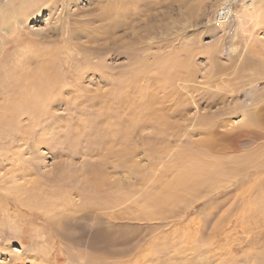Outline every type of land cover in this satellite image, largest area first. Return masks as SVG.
<instances>
[{
    "label": "rangeland",
    "instance_id": "obj_1",
    "mask_svg": "<svg viewBox=\"0 0 264 264\" xmlns=\"http://www.w3.org/2000/svg\"><path fill=\"white\" fill-rule=\"evenodd\" d=\"M51 1L0 21L8 88L22 93L9 77L15 58L31 73L45 50L71 57L59 55L63 71L51 65L68 77L67 93L32 115L36 125L14 120L23 143L0 115V264H264V194L248 191L264 163L224 172L211 194L175 188L209 162L238 171L222 149L250 104H264V0H114L126 7L109 18L113 0ZM263 156L261 147L252 159Z\"/></svg>",
    "mask_w": 264,
    "mask_h": 264
},
{
    "label": "bare ground",
    "instance_id": "obj_2",
    "mask_svg": "<svg viewBox=\"0 0 264 264\" xmlns=\"http://www.w3.org/2000/svg\"><path fill=\"white\" fill-rule=\"evenodd\" d=\"M50 1L51 0H24L19 6L15 5L16 6L15 7V6H13L15 4V0H10L8 5H7L8 7L3 6L0 9V21L3 23L6 21L8 22V20H14L15 23H18L17 18L24 17L27 19L30 12L34 13L38 9V7H37V9L35 8L36 9L35 11L34 10L32 11V8L38 6V4L41 6L42 4H40V3H45V2L47 3ZM229 1H228V4H229ZM68 2L69 1H67V3ZM124 2L123 3L118 2V3L113 5V3H115V1L113 0V1H111V4L108 3L109 6L106 5L107 7H105L106 16L107 17L108 16H116L117 17V15H119V14L122 15V13L124 12V9L126 7L124 5ZM126 4H127V2H126ZM228 4L224 8H222V10L220 11V14H219V16H220L219 21L220 22L217 21V24H219V25L223 24L226 21V19L228 18V16L231 14ZM45 5L47 6L48 4H45ZM104 6H105V4H104ZM6 8H7V10H5ZM108 14H111V15H108ZM247 16L250 18L253 17L252 15H247ZM111 25H110V29H111ZM134 26H135V24H134ZM67 51H68V48L64 49L63 47L60 48L58 46L56 48L50 49L48 51L45 50L42 54L38 55V57L40 56L44 59L43 60L41 59L42 60L41 63H37L38 66H37L35 72H31V73H28L29 65H26L25 63L20 62L19 58H15L17 60L16 62L20 63V65H19L20 69H19V72H17V70L13 71V73L9 77L11 79V82L13 80L12 79L13 76H15L16 78H19L20 89H22L21 90L22 93H20V91L16 92L11 87L8 88L5 85V80L0 83V96L5 95L2 98L6 99V101H4L3 103H0V115L2 117H10V119L5 121V122H4L5 119L2 118L1 120H3V122H2L3 124L1 123V125L8 127V130H9L8 133L9 134H7V136L9 138L12 139L13 135H15L16 137H19V138L21 137L20 140L22 142L24 139L23 136H25L23 134H27V133L24 132V133H21L22 136L20 135L19 127L22 125L21 119L24 117V119L25 118L26 119L25 120L23 119V120L29 121L28 122L29 125L30 124L32 126L36 125V119L38 120L41 117V115H40L41 111H43V112L46 111V109H43V108L45 107V105H47L49 102H51V100L53 101L52 97L60 98V97H63V94H61L62 92L65 91L67 93V90H65L64 88L66 87V89H68L67 88L68 77L64 74V72L62 73L63 75L59 76V74L57 73L58 72L57 70H56L57 72H55V70H54V74L51 73L52 67L54 68V66H53L54 63H56L58 68H60V70L63 71L61 69V67L64 66V64L68 61V58H71ZM60 54L65 56L67 59V61L64 64L61 62V57L58 58ZM57 58L59 61L56 60ZM51 65H52V67H51ZM163 67H164V65H163ZM55 69H56V67H55ZM157 72L159 73L158 70H157ZM179 74H180V72H179ZM182 74H183V72H182ZM176 76H177V74H176ZM133 79H134V77H133ZM257 81L258 80L256 79V80H253L252 82L254 83ZM53 91H55V93H53ZM9 92H11V93H9ZM57 94H59L60 96L59 95L57 96ZM212 97H213V95H212ZM170 102H171V100H170ZM256 104H258V103L256 102V103L250 104V109L247 111V124L244 125L243 128L239 132H237L236 134H233L232 137L229 136V137H231L230 138L231 140H229V141H232V143L230 142L229 146L227 148L222 149V151L224 152V154H222V156L227 157V156L233 155V156H236L237 158H239V159L231 158V160H230V164L239 166V168H237L238 171H236V173L234 172V170H232L230 172H228V171L226 172L225 170L222 171L216 167V165H215L216 162H212V163L209 162L208 166H205V165H203V167L201 165L199 166V170L197 171L198 173H200L199 179L198 180L195 179L194 181H192V186H189V175H185V176L178 178V180L175 184L176 185L175 188H177V186H179L181 188L192 187L193 191H194L197 188H203V187L205 188L206 185H209L208 187L211 190L207 191V194H211V192L213 193L217 189V187H219V185H218L219 183H215V184L211 183V185H210V182L215 181L216 177H218V176H221V175L223 176L224 172L234 175V176H232V178H234V177L239 176V174H241L242 172L244 173L248 169H253V168L258 169L261 166V163H264V156H263V158L262 157L259 158V160L256 158L255 161L252 159L253 158L252 156H256L258 154V149H260L261 147L264 148V104H262L261 106H258ZM169 110H171V109H169ZM180 110H181V108H180ZM32 115H34L36 117V119ZM212 117H214V116H212ZM14 120H16L18 122V124H20V126L18 124L16 125L14 123ZM203 124H205L204 126H205L206 130H210L213 126V124H210L207 120H204ZM24 127H28V125H26ZM29 127H31V126H29ZM207 128H209V129H207ZM213 133H214L213 130L209 131V135H214ZM220 135H222L221 138L228 137V135L225 133H220ZM229 137H228V139H229ZM208 148L212 149L211 144L208 145ZM242 149L247 150V151H245V154H248L247 156H244V155L242 156L241 154H239L240 152H243ZM235 154H237V155H235ZM259 156H261V155H259ZM208 159H209V157H208ZM214 161H216V160L214 159ZM221 162H222V159H220L219 163H221ZM241 165H244L246 169H244ZM205 167H207L208 170L211 168V170H210L211 172L208 171ZM228 174H226V175H228ZM227 183H231V180H228ZM260 183H261L260 185L259 184L258 185L256 184L254 186L252 184L249 185L250 186L249 190H248L250 193L249 197L254 195V194H256L257 196L260 194H264V188L262 190V185H264V178L262 179V182H260ZM249 197H248V199H250ZM168 198H169V195L167 194L164 197H162L160 199V201L161 202L167 201ZM243 198H244V196H242V195L236 196L234 198L232 204L234 205L236 202H239ZM245 198H247V197H245ZM248 199H246V200H248ZM261 200H262V198H261ZM244 202L246 203L245 200H244ZM262 205H264V203H262ZM248 207H249V205H248ZM250 208L251 207H249V210H250ZM257 209L255 208L254 211H257ZM251 211H253V210H251ZM261 255H264V254H261ZM260 259H262V258H260ZM245 264H247V263H245Z\"/></svg>",
    "mask_w": 264,
    "mask_h": 264
}]
</instances>
